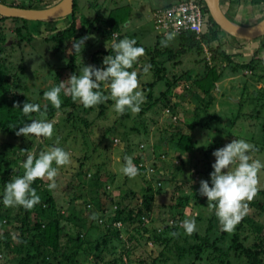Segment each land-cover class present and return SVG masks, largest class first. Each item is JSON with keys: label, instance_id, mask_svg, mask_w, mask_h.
<instances>
[{"label": "rangeland", "instance_id": "374dc122", "mask_svg": "<svg viewBox=\"0 0 264 264\" xmlns=\"http://www.w3.org/2000/svg\"><path fill=\"white\" fill-rule=\"evenodd\" d=\"M6 1L10 2L11 0ZM12 1L20 2L18 0ZM56 1L57 0H54L53 3L55 4ZM222 1L224 2V0ZM258 1L248 2V0H245L242 11H240L241 9H236L237 14L241 12V14L236 15V17H240L241 20L248 21L250 24L259 22L256 21L255 18L263 13L264 1ZM153 2L154 0H77L76 15L79 16L81 20L85 17L92 18V28L101 24L100 22L102 21H100V19L102 17L105 19V17L109 15L110 20H115L121 15L127 18L124 25L119 24V28L122 31L121 38L125 33H129L132 34L134 39H138L141 44L153 45L155 31L153 29L152 19L155 9L151 7L147 9L144 6L145 3L152 5ZM224 8L225 10L223 13L226 12L225 16L228 15L229 17L226 16L227 19H232L231 21H233L234 8ZM17 24L10 19L0 22V27H3V32L5 34L4 44L1 45L0 60L4 58L5 63L10 64L13 63L14 60L17 59V61H19L22 58L21 66L23 73L19 72L18 77L15 74H18L19 69L15 67L9 68L7 78L9 82L12 83L10 88L15 92H24L30 95L33 100H37L40 103H47L48 101L43 97V92L55 85V72L59 68V65L65 64L66 60L69 59L72 53V42L67 41L64 45H60L58 49H55L53 48L55 43L38 37L55 31L54 29L60 27L61 24H66V20L60 19L46 25L45 22H43V25L34 28V30L38 29V31H35L37 38H32L33 40L30 42L26 40L18 42L16 40L15 26ZM83 31H85V28L80 32ZM116 35V33H113V38H116ZM227 38L228 41L220 46V49H226L232 52V43L229 39L231 37ZM112 40L110 42L104 40L99 34L97 35L95 31L88 33L87 39L84 41V46H81L83 47L81 53L78 52V61L80 63L77 69V75L82 74L84 65H91L90 58L92 51L98 48H108ZM250 45L252 49H250L249 53H246V56H240L241 50L238 53L240 58L237 59L246 61L253 55L252 50L257 43L250 42ZM235 48L234 51L237 52L238 48ZM259 56L264 58V49L259 53ZM145 57L142 55L133 65V69L137 74H140L137 77L138 87L145 97L144 103L146 101L145 94L150 90V88L146 90L148 85L144 87V84L153 79L150 74H144L142 72L143 66L147 61L146 59L144 61ZM223 58L224 60L215 61L219 67L226 65L228 61L225 57ZM186 59H183L184 61L180 66L174 68L175 71L170 70L172 72H182L188 63L190 67L195 65L201 66L202 61L200 60L197 61V63H193L194 60H191L192 58L189 57ZM225 67L226 68L223 69L224 78H229L218 82L219 87L214 91L217 99L214 104L207 106V109H199L200 105L204 106V104H206L204 98L203 101H201L203 93L193 87L190 79L185 82L186 75H184L181 80L172 82L168 97L167 95H160L161 91L167 89L165 82L160 80L157 81L154 88H152V93L154 97L158 98V101L154 103L152 108L147 110L144 109L145 106L143 105L141 108L142 111L133 113L131 110H128L123 115L118 116L112 109L113 101L110 99L104 101L107 107L102 115L99 112L102 103L91 107L81 106V108H78V111L76 110L74 113L76 116H80V113L89 121H93L92 125L88 128V131H93L90 134H87V131H85L87 130L85 129V123L79 118H76L74 113L70 114V117L69 114H67L69 111L66 112V117L69 116L70 118L66 119L60 127L55 128L54 122H57L65 111L62 110L63 112H61V110H59L53 118L50 117L48 119L53 122L55 133L58 131L60 134L57 133L60 139L55 137L50 138L52 146L53 144L58 145L70 154V163L66 166H58V177L55 178L56 187L51 190L57 201L58 207H60V212L66 215V211L70 208V204L74 205V210L77 212L74 214L82 217L80 223L84 225L85 229L91 230V244H89V247H92L94 243L93 239L96 238L97 235L103 237L105 232L116 230L115 228H117V232H119L120 238L108 242L107 246L109 247L110 253L103 254L104 261L115 256L118 249L124 250L126 245H128L127 254H124L122 257L124 260L123 264H143V262H145L144 264H149L153 257H157V259L161 260L160 264H187L188 262L183 263L182 261H178L175 254L171 251H167V249L163 251V256L159 255L161 250L160 244L153 243L151 240L138 236V231H143L142 226H146L150 231L160 228L164 222V220L161 221L164 215L168 223L177 220L180 226H182V221L185 219H195L196 231L194 232L200 235L205 234L208 222L211 220L213 225L212 228L209 229L208 234L211 238L220 234L222 229L221 225L214 213L209 210L206 196L199 195V197L193 199V203L188 206L183 204L185 206L184 208L183 205H181V209L183 208L182 216L179 211H176L178 209L172 208L170 213L167 207H169L168 205L170 204H175L177 201L176 197H171L169 195L173 186H180L182 191L189 193L194 189V185L191 184V182L197 184V189L200 186L201 179H206L210 182L209 174L206 175V173L212 171L211 165L215 160V157L212 155L213 150L224 146L235 138H242L253 144L256 151L251 152V157L253 159H260L264 162V147L262 146L261 129L262 122H264V106H262L260 102L252 103L251 101L255 99L254 95H248L244 105L245 108L242 110L244 113L240 116L238 115L236 118L238 110L236 102H238L242 95L241 88L243 82L247 79V81L253 83L249 86V82H247L248 87L257 86V88L260 89L264 85V80L260 82L254 81L250 78V76L253 75L247 70L233 71L228 65ZM261 69L264 70L263 68ZM131 70L132 69H130V71ZM171 74V72H168L167 76ZM247 90L248 92H252V90ZM101 91L107 94L108 90L106 85H101ZM77 102L79 101L77 100ZM146 104L147 103H145V105ZM196 122L197 124H195ZM204 124L206 126L209 125V127L207 128ZM108 126H111V131H106V127ZM192 126H194V129L192 128L193 132L190 130ZM177 129L180 130L181 134L192 132L196 139L192 148L179 147L177 141L178 137L176 136ZM103 132L105 136L101 137ZM123 133L125 135L122 136ZM25 142L26 141L20 136L14 137L0 131V145L7 143L18 146L26 144ZM50 147L51 145L47 144L43 139L37 140L35 138L34 145H32L28 152L37 154L39 150H48ZM125 156H130L132 158L139 156L138 162H141V165L147 167L146 174H137L136 177L127 178L125 179L126 181L123 182L122 176H124V174L120 169L124 163ZM80 162L83 163L82 167L79 166ZM14 169H16V167ZM112 169L114 171H112ZM78 170L82 171L81 176L76 175ZM98 170L100 172L99 181L97 185H94L93 182H90L91 177L93 174H96ZM110 170L115 176L113 181H111L112 183L107 181L109 180V176H106V173L110 172ZM3 174V172L0 173V183L2 182L1 176H3ZM171 176L173 178H170ZM138 177L142 178L137 181ZM169 178L172 180H169ZM44 179L47 178L45 177ZM143 180L152 187L153 192H151V189L146 191L144 188L140 187L141 181ZM257 181L258 191L264 189V168L257 173ZM113 183L115 185L112 188L113 191H111ZM125 185L135 193L134 197L129 198L128 196L123 202H127L129 206H132L131 208L134 209L140 207L141 214L139 215L140 219L136 220V222L133 221L124 224L120 220L113 221L111 218L114 211L117 209L118 205L116 202L120 194L126 189L122 187ZM167 185L171 186L170 190L166 189ZM2 191L3 189L0 186V192ZM144 191H146V193H153L152 196L154 198L151 200V208L147 210L142 201V193ZM258 191L253 200L264 205V195H260ZM179 193L180 192H178L177 195H179ZM96 197L100 200L101 205L95 203L97 201ZM201 198H206V202L202 206L200 202ZM248 202L247 200L243 202L247 205L246 212L249 214L256 213V215H254L256 216L254 220L264 224V212ZM18 207L19 206L5 207L6 209L4 208L2 213H8L9 210L16 212ZM165 210L167 213L169 212L171 216L169 214L167 216ZM198 215L200 217H198ZM254 220L252 221L254 222ZM17 221L18 220L6 225H3L4 222L1 221L0 264H19L17 258H12V253H7L6 248L1 249L5 246L4 241L10 242L11 245L13 244L12 241L15 240L14 234L16 232L15 226L18 223ZM61 221L64 226L62 233H75L73 229L74 220L61 218ZM136 226H141V229L137 231L134 229ZM92 229H95L94 233H92ZM182 231L185 233L183 227ZM132 233L134 236L130 238L129 236H131ZM228 233L231 232H227V234ZM244 233L249 234V232L245 230L242 234ZM248 236L249 243L253 239V234L251 233ZM227 243L228 235L223 240L224 247H226ZM209 252L208 250L202 252L199 258L197 257V263L194 264L211 263L212 257ZM235 255L236 254L230 251V260L237 264L242 263V260H235ZM163 257H167L166 261H162ZM79 259L82 264L94 263V257L91 252L80 255ZM125 259H127L126 262ZM213 262L216 263V260H213ZM118 264L122 263L118 262Z\"/></svg>", "mask_w": 264, "mask_h": 264}, {"label": "trees", "instance_id": "16d2710c", "mask_svg": "<svg viewBox=\"0 0 264 264\" xmlns=\"http://www.w3.org/2000/svg\"><path fill=\"white\" fill-rule=\"evenodd\" d=\"M0 1L10 5L25 8H43L54 4V0H18L20 2H13L12 0L10 2L6 0ZM58 1L60 0H57L55 3H57ZM76 1L77 0H74L73 9L71 10V12L59 18L38 21L27 20L20 17H7L0 15V22L10 19L16 24L18 23L15 26L16 40L18 42L22 40L30 42L33 40L32 38H37V36L35 35V31H38V29L34 30V28L40 27V25H43V22H45L46 25L56 20L64 19L66 20V24H61L60 27L54 29L55 31L51 30L53 32L47 35L43 34L38 37L43 38L46 41L55 43L53 46V48L55 49H58L60 45H64L67 41L73 43L75 39L87 37V34L91 33L92 31H95L97 35L99 34L100 37L109 42L113 39V33L117 34L116 39L121 38L122 31L119 28V24L124 25L127 21L126 17L119 15L117 19H115V21L110 20V16L108 15L107 17H105V19L103 17L100 19V21H102L100 22L101 24L97 25L95 28H92V18L85 17L83 20H81L79 19V16L76 15ZM255 1L258 0H254V2ZM261 1L264 0H260L258 2ZM201 10L203 16H205L207 20L204 22L200 34H196L195 32L189 30H187L186 32L184 31L178 34L165 47L160 44V41L164 38V35L155 30L153 25L156 36L153 45H145L143 43L141 44L138 39H135L137 45L144 48L143 55L144 57L146 56L144 58V61L146 59L147 61L145 64H151V68L149 69L148 74H150L151 78H153L151 81H147L144 84V87L148 85V87H146V90L148 88H150V90L145 94V103L147 104L145 105V103L143 102L140 107V111H142L141 108L143 105L145 106L144 109L147 110L152 108L154 103L158 101V98L154 97L152 93V88H154L156 82L159 80L164 81L167 86V89L161 91L160 95H167L168 97L172 82L179 81L183 78L184 75H186L184 81L187 82L188 79H190L193 87L197 88L199 92L203 93L201 101H203L204 98L206 104H204V106L200 105L199 109H207V106L214 104L215 100L217 99L214 91H216L217 87H219L218 82L221 81V79L224 77L223 69L226 68V65H228L229 68L231 67L233 71L247 70L253 75L250 76L251 80H256L258 82L264 80V70L261 69H264V58H261L259 56V53L264 49V34L254 38L257 41V45L252 50L253 55H251L250 58L246 61L239 60L237 59L238 51H234L237 45L233 47V53L231 54L228 53V50L226 49H220V46L228 41L227 37H231L234 41H236L237 38L228 35L215 23V21L209 15L204 0H201ZM262 18H264V11L263 13H261V15L256 17L255 20L259 21ZM84 28L85 31L80 32ZM4 36L5 34L3 32V27H0V53L2 50L1 45H3L5 41ZM125 36L130 39H134L132 34L125 33L123 37ZM237 48H240V46ZM108 54H114L111 50V44L108 48H98L95 51H92L90 58L91 65H94L96 67H104L102 61L103 58ZM189 57L192 58L191 60H194L193 63H197V61L199 60L202 61L201 66H186V68L182 72H172L170 76H167L168 72H171L172 69V71H175L174 68L176 66H180L183 63V59ZM223 57H225V59H227L228 61L226 60V65H222V67H219V65L215 61L224 60ZM78 60V52H74L72 50L69 59L66 60V63L59 65V68L55 72V85L58 84L60 80H64L63 82L65 83L66 87L69 86V80L67 78H69L73 73L78 74L77 69L80 63ZM21 62L22 58L19 61H17V59L14 60L13 63L9 62L10 64H6L4 58L0 60V131L14 137H18L16 135V129L22 126L21 123L31 122L29 118L23 116L21 109L19 107H16L17 104L22 107L23 102L25 101L40 104L41 110L45 111L46 119H49L50 117L53 118L59 110H61V112L65 111L62 114V117L60 116L59 120L57 122H54L55 128L63 125L64 121L71 117L70 114H73L76 110L78 111V108H81V106H83L82 103L74 101L70 94L65 96L63 92L61 93V106L59 109H57L54 108L49 102L40 103L37 100H33L30 95L24 92H15L11 90L10 85L12 83L9 82L7 78L9 68H18V74H15L18 77L19 72L23 73ZM139 75L140 74H137V77ZM247 82L249 81H247L246 79L243 82L241 88L242 95L237 102L238 110L236 113V118L238 117V115L240 116L242 113H244V111L242 110L245 108L244 105L247 101L246 99L248 95H254L255 99L251 101L252 103L260 102L261 105L264 106V85L259 89L257 88V86L248 87ZM252 84V82H249V86ZM247 89H249V91L252 90V92H248ZM45 105H47L46 109L44 108ZM106 105V103L102 102V107L99 111L101 115L105 112V109L107 107ZM66 112H68L67 114H69L70 117H66ZM79 115L80 116L75 115V117L79 118L83 123H85V129H87L85 131H87V134L92 133L93 131H88V128L92 125L93 121H89L80 113ZM31 118H39V113H32ZM195 124H197V122ZM193 127L194 126L190 127L191 131L194 129ZM206 127L208 128L209 125H207ZM110 128L111 126L106 127V131H111ZM261 129L263 141L262 146L264 147V122H262ZM56 132L58 133V131ZM176 132L179 147H193V144L196 141L192 134L193 131L181 134L180 130L177 129ZM57 133H55L54 131L52 137L60 139V134L58 133V135ZM123 135L125 134L123 133L122 136ZM103 136H105L104 132L102 133L101 137ZM20 137L23 138L24 141H26V144L15 146L5 143L0 145V173H4L3 176H1L2 182L0 183L2 189L4 188L5 183L8 182L11 178L23 174L24 170L20 166V161L30 150L32 145H34V136L26 138L23 136V134H21ZM42 139L47 144L52 146L50 138L42 137ZM39 152L37 153V155L39 154ZM138 158L139 156H136L132 159L138 168V172L145 173L147 167L141 165L142 163L138 162ZM14 166L17 170L14 169ZM79 166L82 167L83 163L80 162ZM81 173L82 171L78 170L76 175L81 176ZM99 174L100 172L98 170L96 171V174H93L91 177L90 182H93L94 185H97L99 181ZM207 174H209V172L206 173V175ZM57 177L58 174L55 178ZM170 178L173 177L171 176ZM170 178L169 180H172ZM47 181L48 179L38 178L33 182L32 186L36 188L37 193L40 196V202L31 209H25L22 206H19L16 212H12L9 210L8 213L3 214L2 212L5 206L0 203V220L4 222L3 225L18 220V223L15 226L16 232L14 234L15 240L12 241L13 244L11 245L10 242L4 241L5 246H3L1 249L6 248L7 253H12V258H17L19 264H82L79 259L80 255L89 252L93 254V264H118V262H121L123 264L124 260L122 259V257L124 254H127L129 248L128 245H126V248L124 250H115V256H111L112 258L107 261H104L103 257L104 253H110L109 247L107 246L108 242L120 238L119 232H117V228L113 227L116 230L105 232V235L103 237L97 235L96 238L93 239L94 243L92 244V247H89V244H91V230L85 229L84 225L80 223L82 217L75 215L77 212L74 210L75 207L73 204H70V208L66 211V215L60 212V207H58L57 201L52 194V191L49 190L46 186V184L49 183V181ZM191 184L194 185V189L189 193L182 191L180 186L176 185L175 187H172V191L169 195L171 197H176L177 201L175 204L168 205L169 207L167 208L169 209L170 213L171 209L175 208L178 209L176 211H179L182 216L183 208L185 207L184 205L188 206L189 204L193 203V199L199 197L200 194H198L199 188L197 189V184L194 182H191ZM140 187L144 188L146 191L151 189V192H153L152 187L148 185L145 180L141 182ZM146 191L142 193V201L144 207L147 210L151 208V200H153L154 198L152 196L153 193H146ZM176 191L177 193L180 192L179 195H177ZM134 193V191H131L129 189L127 192L122 193L119 196V199L116 202L118 205L117 209L114 211V214L111 218L113 221L120 220L125 224L133 221L136 222V220L140 219V207L134 209L131 208L132 206H129L127 202H123L126 198H128V196L129 198L134 197ZM258 193H260V195H264V189L259 190ZM96 200L97 201L95 203L97 205H101V202L97 197ZM200 202L201 206L204 205L206 202V198H201ZM248 203L264 212V205L259 203L258 201L252 199ZM181 205H183L182 209ZM126 207L128 208V210ZM254 215H256V213L249 214L248 212H246V214L236 225L234 230L231 231V233L227 234V231H223L221 229L220 234H217L214 238H211L208 234L209 229H211L213 225L211 220L208 222L204 235H200L197 232H193L191 235L183 233L182 226L178 224V221L176 220L172 223H168L167 220H165V215L164 218L161 219V221L164 220V222L160 228L150 231L146 226H142V232L138 231V229H141V226H136L134 229L138 231V236L144 237L147 240H151L153 243L161 245L159 255L163 256V251L167 249V251H171L175 254L178 261H182L183 263H197L199 255L202 252L208 250L210 251L209 253L212 257V261L209 264H237L230 260V251L236 254L234 256V258H236L235 260H242V263L239 264H264V224L254 220L256 217ZM198 217L200 216L198 215ZM61 218L74 220V234L64 232L62 233V229L64 228V226L62 225ZM252 220H254V222ZM244 230L246 232H249V234H253V239L249 243V234H242ZM94 232L95 229H92V233ZM227 235L228 243L226 247H224L223 240ZM133 236L134 234L132 233L129 237L131 238ZM166 259L167 257H163L162 261H166ZM213 260H216V263H214ZM126 261L127 259H125V262ZM160 262L161 260L157 259V257H153L149 264H160ZM144 263L145 262H143V264Z\"/></svg>", "mask_w": 264, "mask_h": 264}, {"label": "clouds", "instance_id": "9594fccd", "mask_svg": "<svg viewBox=\"0 0 264 264\" xmlns=\"http://www.w3.org/2000/svg\"><path fill=\"white\" fill-rule=\"evenodd\" d=\"M176 36V31H165L160 44L166 47ZM86 39L87 37L75 39L71 49L81 53V46H84ZM111 50L114 54L103 58L104 67L84 65L82 74L73 73L67 78L69 86L66 87L64 80H60L58 84L45 90L43 97L57 109L61 106L63 92L65 96L70 94L74 101L78 100L84 107L95 106L110 99L113 101L112 109L118 116L128 110L139 112L145 97L139 90L137 72L133 65L144 54V48L137 45L135 39L125 36L120 39L114 37ZM150 68L151 64H145L142 71L148 73ZM102 84L106 85L107 94L101 91ZM16 107L31 121L21 123L22 126L16 129L17 136H34L37 140L42 139L41 137L52 138L53 122L45 118V111L41 110L40 104L25 101L22 107L18 104ZM44 108L46 109L47 105ZM32 113H39V118H31ZM253 151H256L255 146L242 138H235L214 149L212 155L215 160L209 173L210 182L206 179L200 180L198 192L201 196H206L208 208L217 217L223 231L234 230L246 214L247 205L243 202L251 201L258 191L257 173L264 168V162L253 159ZM69 163V152L58 145L42 150L38 155L27 152L20 162L23 174L5 183L3 191L0 192V203L5 207L33 208L40 202V196L32 186L33 182L46 177L49 181L47 188L54 189L58 166H66ZM120 171L128 178L137 176L138 168L132 157H124ZM182 227L186 234L191 235L196 231L195 219H185L182 221Z\"/></svg>", "mask_w": 264, "mask_h": 264}, {"label": "water", "instance_id": "95a60500", "mask_svg": "<svg viewBox=\"0 0 264 264\" xmlns=\"http://www.w3.org/2000/svg\"><path fill=\"white\" fill-rule=\"evenodd\" d=\"M204 3L211 18L229 35L240 39H254L264 34V18L253 25L241 26L227 19L221 9L220 0H204ZM73 4L74 0H60L43 8H25L0 1V15L27 20H50L69 14Z\"/></svg>", "mask_w": 264, "mask_h": 264}, {"label": "built area", "instance_id": "2783aa9c", "mask_svg": "<svg viewBox=\"0 0 264 264\" xmlns=\"http://www.w3.org/2000/svg\"><path fill=\"white\" fill-rule=\"evenodd\" d=\"M154 9V28L163 35L165 31H176L178 35L187 30L200 34L207 20L202 14L201 0H178Z\"/></svg>", "mask_w": 264, "mask_h": 264}, {"label": "crops", "instance_id": "0c3cea01", "mask_svg": "<svg viewBox=\"0 0 264 264\" xmlns=\"http://www.w3.org/2000/svg\"><path fill=\"white\" fill-rule=\"evenodd\" d=\"M141 1H143V0H141ZM178 0H154V2L152 3V5H148V4H146L145 3V7L148 9V8H157V7H161V6H163V5H166V4H171V3H175V2H177ZM244 1L245 0H224V2L222 1V0H220V3H221V9H222V11H224L225 10V8L224 7H231V8H234V18H233V22H235L236 24L238 23L239 25H241V26H249V25H253V24H255V23H253V24H250L248 21H245V20H241V18L240 17H236V15H240L241 14V12L240 13H238L237 14V11H236V9H241L240 11H242V9H243V6H244ZM254 0H248V2H253ZM230 4V5H229ZM159 5V6H158ZM226 14V12L224 13V15ZM227 17H228V15H226ZM229 18V17H228ZM256 19V18H255ZM232 20V19H231ZM260 21V20H259ZM257 23V22H256ZM228 34V33H227ZM229 35V34H228ZM231 36V35H230ZM156 37V36H155ZM230 39V42L232 43L231 44V48H232V52H229L228 51V53H233V47L234 46H236L237 45V47H239L240 46V48H238V53L241 51V54H240V56H246V53H249V51H250V49H252V48H250L251 47V45H250V42H255V43H257V41H256V39H240V38H237L236 39V41H234L232 38H229ZM240 56H237V58H240ZM188 61V60H187ZM188 63V62H187ZM188 67H189V63H188V65H187ZM173 70V69H172ZM171 73H172V71H171ZM227 78H229V77H223V79H221V81L222 80H224V79H227ZM236 104H237V102H236ZM112 171H114L113 169H112ZM111 170H110V172H108V173H106V176H109V180H107L108 182H110V183H112L111 181H113V179H114V173L112 172ZM113 173V174H112ZM138 174H143L142 172H138ZM146 174V173H145ZM119 176V175H118ZM128 177H126L125 175L124 176H122V180H123V182L124 181H126L125 179H127ZM142 177H138L137 178V181L139 180V179H141ZM142 182V181H141ZM114 183H113V185H112V187H111V191H113V187H114ZM192 186V185H191ZM123 187V189H125V191L123 192V193H125V192H127L129 189H128V187H126V185L125 186H122ZM167 190H170L171 189V186H168L167 185V188H166ZM172 191V190H171ZM121 195V194H120ZM195 211H196V209H195ZM166 214H168L167 213V211L165 212ZM162 217V216H161ZM163 218V217H162ZM161 218V219H162Z\"/></svg>", "mask_w": 264, "mask_h": 264}]
</instances>
